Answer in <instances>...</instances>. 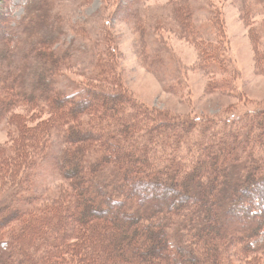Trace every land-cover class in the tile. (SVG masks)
I'll return each mask as SVG.
<instances>
[{"label":"trees","instance_id":"16d2710c","mask_svg":"<svg viewBox=\"0 0 264 264\" xmlns=\"http://www.w3.org/2000/svg\"><path fill=\"white\" fill-rule=\"evenodd\" d=\"M6 15L0 13V49L9 55L16 33ZM37 19L45 24L43 14ZM50 43L39 38L29 48L44 66L31 91L23 87L24 75L13 72L6 86L12 72L0 73V118L41 101L47 112L60 113L50 131H64L68 144L56 165L67 189L29 211L33 194L0 206V228L16 230L0 245V264H238L230 251L237 247L261 258L240 264H264V113L240 128V121L212 123L213 132L202 133L192 145L199 153L192 155L188 141L196 123L189 119L169 120L126 93L95 86L67 95L56 89L53 53L44 47ZM108 71L114 81L112 66L102 74ZM14 82L22 87L12 95ZM221 130L224 137L212 140ZM53 134L28 131L18 138H25L14 146L20 166L10 157L1 162L4 169L14 165L5 169L11 182L18 172L20 182H32L21 151L42 155ZM183 147L192 165L185 163Z\"/></svg>","mask_w":264,"mask_h":264},{"label":"rangeland","instance_id":"374dc122","mask_svg":"<svg viewBox=\"0 0 264 264\" xmlns=\"http://www.w3.org/2000/svg\"><path fill=\"white\" fill-rule=\"evenodd\" d=\"M0 13L7 14L9 27L16 33L9 55L0 49V73L12 72L6 86L16 72L24 75L23 87L31 91L44 66L29 55V48L44 38L51 41L44 47L53 53L51 82L56 89L67 95L95 86L126 93L138 105L168 115L169 120L189 119L196 123L188 141L192 155L199 153L192 145L202 140V133L213 132L212 123L223 126L222 122L240 121V128L245 121L263 116L264 0H0ZM41 14L45 24L40 26L37 16ZM108 65L114 81L109 71L102 74ZM20 87L14 82L12 95ZM40 103L15 108L9 117L0 118V173L5 176L0 180V206H7L17 195L33 194L34 200L25 207L29 211L51 203L67 189L56 165L68 144L64 131H50L60 113H49L47 105ZM81 120L87 123V118ZM28 131L55 134L42 155L30 148L21 151L28 156L31 167L26 173L33 174V179L20 182L18 172L13 185L6 170L14 165L8 163L5 170L1 162L14 159V146L23 145L25 138H18ZM223 132L212 140L223 138ZM180 151L185 163L192 165L186 147ZM19 157L14 159L17 167ZM2 228L0 245L6 246L16 230ZM230 251L238 264L259 256L239 253L240 247Z\"/></svg>","mask_w":264,"mask_h":264}]
</instances>
